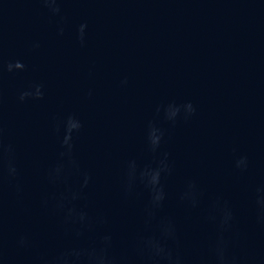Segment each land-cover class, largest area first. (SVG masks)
<instances>
[{
    "label": "water",
    "instance_id": "obj_1",
    "mask_svg": "<svg viewBox=\"0 0 264 264\" xmlns=\"http://www.w3.org/2000/svg\"><path fill=\"white\" fill-rule=\"evenodd\" d=\"M0 264H264V0H0Z\"/></svg>",
    "mask_w": 264,
    "mask_h": 264
}]
</instances>
